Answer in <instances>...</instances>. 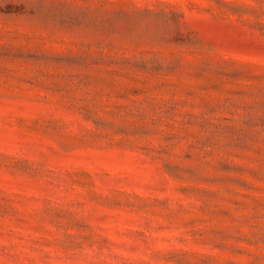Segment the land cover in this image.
<instances>
[{"label": "rangeland", "instance_id": "1", "mask_svg": "<svg viewBox=\"0 0 264 264\" xmlns=\"http://www.w3.org/2000/svg\"><path fill=\"white\" fill-rule=\"evenodd\" d=\"M0 264H264V0H0Z\"/></svg>", "mask_w": 264, "mask_h": 264}]
</instances>
